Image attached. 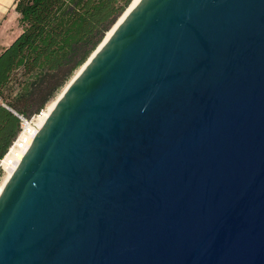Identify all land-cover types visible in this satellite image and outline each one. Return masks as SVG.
Masks as SVG:
<instances>
[{"label":"water","instance_id":"95a60500","mask_svg":"<svg viewBox=\"0 0 264 264\" xmlns=\"http://www.w3.org/2000/svg\"><path fill=\"white\" fill-rule=\"evenodd\" d=\"M0 264H264V0H138L0 193Z\"/></svg>","mask_w":264,"mask_h":264},{"label":"trees","instance_id":"16d2710c","mask_svg":"<svg viewBox=\"0 0 264 264\" xmlns=\"http://www.w3.org/2000/svg\"><path fill=\"white\" fill-rule=\"evenodd\" d=\"M132 0H17L22 33L0 53V159L98 48ZM4 174L0 166V175Z\"/></svg>","mask_w":264,"mask_h":264},{"label":"bare ground","instance_id":"6f19581e","mask_svg":"<svg viewBox=\"0 0 264 264\" xmlns=\"http://www.w3.org/2000/svg\"><path fill=\"white\" fill-rule=\"evenodd\" d=\"M138 0H132L131 3L129 4V6L127 7V9L124 11V13L119 17V19L117 20V22L112 26V28L107 32L105 38L103 39V41L100 43L99 47L101 45H103L104 41L109 38V35L111 34V32L113 30L116 29V27L119 25V23L122 21V19L125 17V15L130 12L132 6L137 2ZM94 53V52H93ZM92 53V54H93ZM91 54V56H92ZM90 58V57H89ZM88 61V59H87ZM86 63V62H85ZM85 63L75 72V74L72 76V78L66 83V85L61 89V91L58 93V95L52 99L47 106L45 107L44 111L40 114H38L36 116V118L34 119V122L32 124L27 125L28 130L30 131V135L31 138L34 137V135L37 133L38 129L40 127H42V125L44 124L46 118L48 117V115L51 113V111L54 109L58 99L62 96V94L64 93V91L67 89L68 85L71 83V81H73V79H75V77L80 73V71L83 69ZM5 169H6V174L2 177V179L0 180V193L2 192L6 182L8 181V179L11 177V175L13 174V172L15 171V166L13 165H7L5 164Z\"/></svg>","mask_w":264,"mask_h":264},{"label":"crops","instance_id":"0c3cea01","mask_svg":"<svg viewBox=\"0 0 264 264\" xmlns=\"http://www.w3.org/2000/svg\"><path fill=\"white\" fill-rule=\"evenodd\" d=\"M16 3L17 0H0V53L10 46L23 31Z\"/></svg>","mask_w":264,"mask_h":264},{"label":"built area","instance_id":"2783aa9c","mask_svg":"<svg viewBox=\"0 0 264 264\" xmlns=\"http://www.w3.org/2000/svg\"><path fill=\"white\" fill-rule=\"evenodd\" d=\"M43 111L44 109L41 111V113ZM14 112L21 120V130L12 142L6 154L0 159V166L4 171V174H6L7 172L5 169V164L13 165L15 166V169L17 168L34 138H31L30 131L28 130L27 125L32 124L35 117L33 119H28L25 115L20 114L16 111Z\"/></svg>","mask_w":264,"mask_h":264},{"label":"rangeland","instance_id":"374dc122","mask_svg":"<svg viewBox=\"0 0 264 264\" xmlns=\"http://www.w3.org/2000/svg\"><path fill=\"white\" fill-rule=\"evenodd\" d=\"M60 91H61V90H60ZM60 91H59V92H60ZM59 92H58V93H59ZM57 95H58V94H57ZM36 116H37V115H36ZM36 116H35V118H36ZM4 175H5V174H1V175H0V180L2 179V177H3Z\"/></svg>","mask_w":264,"mask_h":264}]
</instances>
